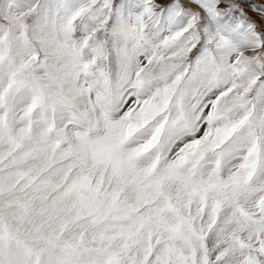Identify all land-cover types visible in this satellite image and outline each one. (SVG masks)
<instances>
[{
	"label": "snow or ice",
	"instance_id": "1",
	"mask_svg": "<svg viewBox=\"0 0 264 264\" xmlns=\"http://www.w3.org/2000/svg\"><path fill=\"white\" fill-rule=\"evenodd\" d=\"M0 264H264V0H0Z\"/></svg>",
	"mask_w": 264,
	"mask_h": 264
}]
</instances>
